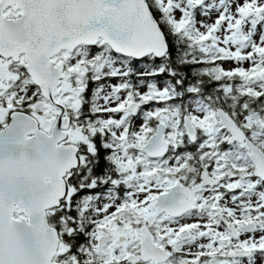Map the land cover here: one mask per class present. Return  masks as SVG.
Instances as JSON below:
<instances>
[{
    "label": "snow or ice",
    "instance_id": "6c2138e0",
    "mask_svg": "<svg viewBox=\"0 0 264 264\" xmlns=\"http://www.w3.org/2000/svg\"><path fill=\"white\" fill-rule=\"evenodd\" d=\"M0 264H264V0H0Z\"/></svg>",
    "mask_w": 264,
    "mask_h": 264
}]
</instances>
